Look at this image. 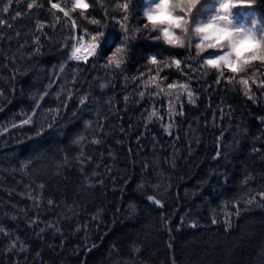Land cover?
<instances>
[{"label":"snow or ice","instance_id":"obj_1","mask_svg":"<svg viewBox=\"0 0 264 264\" xmlns=\"http://www.w3.org/2000/svg\"><path fill=\"white\" fill-rule=\"evenodd\" d=\"M155 2L151 0L144 6V0H26V10H20L21 0H0V47L3 42L7 43V50L0 52V63L7 70V76L0 77V113L16 97L22 101L18 110L0 123V140L10 139L27 153L11 168L12 173L20 174L21 178L15 183L22 188H11L7 195L11 197L15 193L32 202L31 206L18 207L9 199L7 204L12 211L0 210V214L13 222L22 218L32 238L56 254L45 258L41 247L33 248L16 228H9L0 221V264H57L68 246L69 236L81 233L83 235L72 249L73 253L80 249V254L85 257L79 259L77 255L79 264H88V254L98 247L95 239L103 240L108 235L102 231L107 224L102 207L90 213L91 224L87 220L74 222L80 215L77 211L80 193L76 190L88 191L96 185H103L105 176L114 186L120 185L122 195L124 186L130 181L135 182V190L145 201L141 206L129 199L126 204L113 206L114 214L123 211L129 218H134L144 211L158 213L160 230L169 235L165 247L170 253L160 264H177L171 242L175 239L174 233L218 226L227 234L233 230L235 220L249 216L255 210L264 212V70H261L264 62H260L261 67L251 75L247 74V69L236 72L217 70L214 77L205 80L207 71L203 65L209 62L207 58L193 55L190 49L184 52L168 50L165 54L157 47H144L142 42H157L159 39L151 34L147 21ZM260 2L231 0L229 7L255 9ZM41 11L46 15L41 17ZM25 18L34 19V27H27L26 31L16 26L17 20ZM133 23L135 27L130 26ZM256 25L257 20L253 18L251 29L264 33V30L258 31ZM13 40L17 44L14 50ZM50 50L55 51L57 59L50 64L41 63L40 58ZM173 68L177 70L175 74L165 72ZM201 68L204 76L200 74ZM100 69L105 70L103 76L99 74ZM29 74L32 78L18 87L20 78ZM96 82L100 90H111L107 99H102L92 88ZM139 84L156 91L149 90L146 95L145 90L139 89ZM117 85L123 98L122 107H118L121 100ZM237 85L239 95L230 98L229 93H235ZM213 94L220 97L215 105L211 102ZM206 95L205 111L188 119V108L199 109L198 100ZM232 99L243 100V113L252 112V106L260 110L253 113L257 133L247 146L251 165L244 156L249 129L241 128L243 114L237 115ZM130 104L140 116L135 125L125 124L121 117V112L126 114L129 111ZM207 114L211 115V120L204 118ZM153 117L159 121L158 129ZM202 118L203 128L215 133L213 150L207 154L208 169L191 188V197L201 196L213 181L220 188L233 185L234 190L221 195L215 207L211 206L212 197L208 196L199 204L193 202L177 216L176 205L189 198V189L184 188L181 195L180 184L176 181L185 180L188 173L176 170L181 164L187 166L201 145L202 136L195 134L201 127ZM117 119V127L112 128L109 122ZM72 121L76 123L69 129ZM133 128L135 132H132ZM181 130L184 131L183 137ZM226 130L243 139L228 140ZM117 131L121 134L119 138ZM130 133L135 137L136 150L132 146L127 148L128 159L121 170L114 167L117 161L109 137L116 145H123L124 138ZM164 134L172 142L171 152L162 143ZM149 136L151 149L144 145ZM157 143L161 157L152 158L150 163L147 153L155 152ZM91 146H98L99 156L88 151ZM237 153L242 160L239 179L228 167L237 159ZM105 154L111 158L110 163H105ZM48 161H52L54 172L48 180H42L37 175L38 166L47 169ZM101 165L104 166L103 172L100 171ZM256 165H260L258 170ZM4 170L8 171V168ZM137 171L139 175H133ZM74 175L79 180H75ZM60 182L63 184V204L46 194L53 183L56 184L55 190L60 191ZM70 187L77 197L71 203L67 201ZM168 196L172 198L171 203L166 199ZM205 202L209 210L201 216L199 209ZM64 209L67 212H63ZM53 212L57 213L55 217ZM92 225L100 233L95 238L90 236ZM143 246L144 241L137 238L131 242L127 254H122L113 241L109 254L118 257L113 264H149L143 257ZM258 264H264V247L260 250Z\"/></svg>","mask_w":264,"mask_h":264},{"label":"trees","instance_id":"obj_2","mask_svg":"<svg viewBox=\"0 0 264 264\" xmlns=\"http://www.w3.org/2000/svg\"><path fill=\"white\" fill-rule=\"evenodd\" d=\"M151 2V0H144V6ZM201 2L206 5L208 8H211L214 11V5L217 0H201ZM199 7V6H198ZM20 10H26V0H21L19 5ZM15 10V7L13 11ZM234 14V19L238 23L245 22L249 27H252V19L255 18L257 20L256 29L258 31L264 30V0L258 4L255 9H247L242 7H235L232 9ZM253 13H255V17H253ZM36 13L33 12V17H35ZM46 15V12L41 11L40 16L43 17ZM7 18V17H6ZM16 26L27 30V27H34V19L25 18L22 21L17 20ZM131 27H135V23L130 25ZM152 35H157V33L152 32ZM23 42V36L21 37V43ZM144 47H157L161 52H165L167 54L168 50L172 51H180L184 52L187 49H176L173 46L165 45L163 43L162 38H159L157 42H142ZM17 47L16 41L13 40L12 48L13 50ZM7 50V43L3 42V47H0V52H4ZM194 55V49L191 50ZM2 59V58H0ZM57 59V55L55 51H47L44 56L40 58L41 63L50 64L51 62ZM103 63V61H101ZM261 66L259 63L255 65L253 69L249 70V74L251 71H256L257 68ZM264 70V68H261ZM176 69H166L165 72L170 74H175ZM105 70L100 69L99 74L101 76L104 75ZM200 74L204 76V69H200ZM215 71H207V76H204V79L207 80L208 77H214ZM7 70L4 69L3 63H0V77H6ZM31 74L21 77L18 83V87L24 85L28 80H30ZM173 78H176L173 76ZM147 79V76L144 77ZM92 88L96 91L98 95L102 97V99H107L111 94L110 89L100 90L98 87V82L93 83ZM237 91L235 93H229V97L231 98L233 95L238 96V85L236 86ZM140 90H145L146 95L149 90L156 91L154 88L145 89L143 84H139ZM118 95L120 93V87L117 85L116 89ZM162 95V94H161ZM218 94H213L212 104H217L219 100ZM119 99L121 100V104L118 107L123 106V98L122 95H119ZM237 111V115L240 116L243 114V119L240 121L241 128L247 127L249 129L248 139L245 141L246 147L244 150V156L248 159L249 164L251 165V157H248L247 146L251 143V137L257 133V122L253 118V113H258L260 110L255 106H252V112L243 113L244 102L243 100L232 99ZM208 103L207 95L203 99L198 100V104L200 105L199 109L194 107L188 108V119H193L200 113L205 111V104ZM22 101L19 97H16L13 100V103L8 105L6 110L0 113V123L6 121V119L10 116L11 113L18 110L21 106ZM166 104V101H165ZM129 111L125 114L121 112V117L125 124L132 123L136 124V121L140 118L139 114L133 111L134 105L130 104ZM151 110V108H149ZM147 115V113H144ZM131 117V120H129ZM211 120V115L207 114L206 117ZM154 126L159 128V121L153 117ZM76 123V121H72L69 124V129ZM112 128H116L118 124L117 120H112L109 122ZM201 127L199 131L195 134L198 136H202V143L199 148L196 150V154H194L191 160L188 162V165L185 166L181 164L179 168H177L178 173L187 172L188 176L183 181H176L180 184V193L183 195L184 188L189 189V198L182 199L176 205V213L177 216L180 213L186 211V209L193 204V202L199 204L204 200L205 197H212V207H215V202L220 198L221 195H226L227 193L234 190L233 185H227L224 188H220L215 186V182L205 188L199 197H191V188L194 184H196L197 180L204 174V172L209 167V161L207 160V154L213 150V137L214 132L212 130H205L203 128V118L201 119ZM227 124V122H225ZM195 127V124H194ZM132 132H135V128L132 129ZM121 134L117 131V138H119ZM180 135L184 136V131L181 130ZM226 138L228 140L234 138L243 139L242 136H233L232 132H228L226 130ZM57 139H64L62 137H58ZM150 136L145 138L144 145L151 149L152 145L149 143ZM109 143L113 145V156L116 157V165L114 167H119L121 170L123 169L124 162L128 159L127 156V148L129 146L133 147L135 151V137L131 133L129 137L124 138L123 145H116L114 139L109 137ZM164 147L168 150V152L172 151V142L167 139V135L164 134V138L162 140ZM183 143V141H181ZM47 146V145H46ZM180 145H177L179 147ZM98 146L88 147L89 152H94L97 156H99V151L97 150ZM156 151H149L147 153L149 157V162L152 163V158H160V145L157 143ZM27 155L24 151V148L13 142L12 140H0V210L12 211L7 204V201L11 199V201L16 202L18 207H26L31 206V201L26 198H20L15 193L9 197L7 192L11 190V188H17L18 190L22 188V185H16L15 181L21 178L20 174L12 173L11 168L18 164L19 159L23 158V156ZM237 159L233 164L228 165L229 169L236 174L237 179H239V173L242 171L240 165L242 160L240 159V154L237 153ZM204 156L205 159L201 160L200 157ZM105 163H110L111 158L107 157L105 154L104 157ZM49 167L47 169L43 168V166H38L39 171L37 175L40 176L42 180H48V177L51 176L54 172V165L52 161L47 162ZM5 167L8 168V171H5ZM139 167V166H137ZM258 170L260 165L255 166ZM91 171V169H89ZM100 171H104V166L101 165ZM131 171V169H129ZM133 175L138 176L139 173L133 172ZM190 177V178H189ZM75 180H79L78 176L73 177ZM58 179V178H54ZM103 185H96L92 190L88 191H80L77 189L76 191L80 193L79 201L80 208L77 211L80 212V215L74 219V222L87 220L91 224L90 213L94 212L97 207H102L104 209V218L107 224V227H103L102 231L107 232L108 235L103 239H95L98 247L92 249V251L88 254V264H113V261H116L118 257L115 254H109V247L113 241H115L122 254H127L128 248L131 242L137 238L142 239L144 241L143 246V257L149 261V264H160V261L165 259L167 255L170 253L166 250V243L169 242V235L167 232L160 230L158 213L154 211H144L140 215L129 218L127 215L123 213H115L113 212V206L123 205L128 202L129 199L135 200L141 206L145 205V201L141 193L135 190V182L130 181L129 185L124 186L125 191L123 195L120 192V185L114 186L111 180L105 176ZM138 182V181H136ZM52 183V182H50ZM56 184H52L51 187L47 189L46 194L52 195L55 199L60 200L61 204L65 201L61 199V192L63 191V184L60 182V191H56ZM215 188V191L213 189ZM150 191V189H146ZM176 190L173 189V192ZM76 195L73 194L71 187L68 192L67 201L71 203L73 200H76ZM169 203L172 202L171 196L166 197ZM87 208V211H82V209ZM209 210V206L207 202L201 205L199 209L201 216L205 215ZM61 211V210H57ZM63 212H67V209L62 210ZM167 212V209H165ZM57 213L53 212L52 215L55 217ZM71 215V213H68ZM0 221L8 226L9 228H16L21 237L30 241L31 246L36 248L37 246L41 247L44 252L45 258L50 256L55 257V253L50 252L41 242L37 239L32 238L30 230L26 227L22 218L18 219V222H13L2 214H0ZM92 230L90 232V236L95 238L100 233H97L95 230V226L92 225ZM81 233L78 236H69L68 238V246H66L63 250V253L60 255L59 260H57V264H79L77 255L79 254V259H84L85 257L80 254L81 250L77 249L76 253H73L72 245L76 244L80 240ZM175 239L171 242L174 244V253L177 258V264H226V262H230V264H258L260 250L264 247V212L260 210H255L249 216L240 218L235 220L233 223V230L230 233H224L221 228L218 226L211 229H205L201 231L183 229L178 233H174ZM47 238V234H46ZM58 243V241H57Z\"/></svg>","mask_w":264,"mask_h":264},{"label":"clouds","instance_id":"obj_3","mask_svg":"<svg viewBox=\"0 0 264 264\" xmlns=\"http://www.w3.org/2000/svg\"><path fill=\"white\" fill-rule=\"evenodd\" d=\"M230 3L217 0L213 11L201 0H156L147 21L164 44L207 58L206 71L247 69L251 75L249 70L264 62V33L238 23Z\"/></svg>","mask_w":264,"mask_h":264}]
</instances>
